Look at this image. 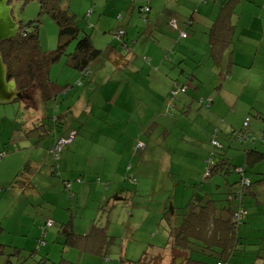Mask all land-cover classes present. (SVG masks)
Segmentation results:
<instances>
[{
    "label": "rangeland",
    "instance_id": "374dc122",
    "mask_svg": "<svg viewBox=\"0 0 264 264\" xmlns=\"http://www.w3.org/2000/svg\"><path fill=\"white\" fill-rule=\"evenodd\" d=\"M114 1L58 0L60 5L58 7H67L72 15L71 22L75 21L77 26L90 33L92 46L103 51V54L89 65V69L100 80L104 79V82L113 79L114 75L121 73L125 75L127 73L124 65H120L121 68L117 69L114 63L112 64L106 57L108 49H111V47L115 48L117 46L118 52L123 57L128 54L125 48L127 45L131 50V54L135 55L131 57L130 62L135 65L133 69L136 70L139 69L145 54L151 52V50L144 51L139 49L142 44V40L139 39L142 35H146V25L150 21L146 22L143 15L137 12V9L134 11L133 16L129 17V10L120 11L118 8L115 9ZM194 4L193 7L190 6V9L187 10L188 5L183 3L181 6L178 5L177 10L180 28L186 30L188 35L191 34V26L185 24L186 20L191 18V12L197 10V7H203V4ZM40 6L41 3L38 0H22L14 9V17L17 21H20L21 25H27L31 21L40 19L38 23L40 48L44 52H52L56 50L59 44L58 25L48 13H40ZM210 6L211 2L208 4V7ZM120 12L123 16L122 19H119ZM196 14L198 16L195 24L202 23L204 18L200 17L202 16L201 10ZM167 23L166 20L162 22L160 18L154 23L158 24L160 30H164L158 33L159 36H170L171 29L169 28L171 26L169 25V27ZM29 26L31 27L32 25ZM120 28H128V32L126 37L122 36L121 41L116 44L117 42H113L115 38L114 32ZM117 40L119 41V39ZM135 42H137L136 46ZM76 43V40H74L69 46L68 52L75 50ZM145 58H147L146 64L150 65L149 57L145 56ZM66 60L67 57L62 56L58 62L51 64L49 70V79L52 82L62 86L67 85V83L71 84V89L66 93L64 92L63 98H58L56 101L42 102L40 101L38 90L31 88L27 90L26 93L28 94L21 99L0 103V113L6 110L14 115V117H10V120L13 122L17 121L15 130L23 131L24 127H28L29 133L31 132L35 135V139L30 138V141L19 136L16 137L17 140L10 142L7 134H4L5 139L2 138V140L4 139V144L1 153H5L4 160H15L10 162L12 165L9 166L4 164V160L0 161V173L6 175L2 192L9 184L14 189H8L7 191L8 203L3 201L0 203V264H40L42 261L43 264L60 261H63V264H66L65 261L74 264H127L130 261H138L145 251L149 255L153 252V249L158 248L160 249L159 253H167L171 249L166 242V236L169 234L167 232L172 229L169 218L172 221H175L178 217L181 219L178 215L182 211L180 208L189 206L188 203L194 197L203 199L205 194H208L207 198L212 197L218 200L217 204L225 203L227 199L226 193L230 190L233 191V187L236 185L234 183L238 181L239 177L234 171L220 175L213 173L211 177L204 179L209 165L207 159H209L212 151L215 154L214 158H218L217 152H215L217 148L211 145L213 138L223 145L220 152L225 154L231 165L245 168L246 175L253 184L250 189L252 195L244 196L243 201L247 214L238 234L240 245L237 248L240 255L250 254L252 251H255V253L239 259L238 256L236 257L239 253L236 252V255L234 254L230 257L229 263L264 264V148L262 150L259 149V145L264 146V141L247 142L248 146L246 143H241L232 137L226 139L224 132L222 135L219 133L214 134L215 130L222 129L216 127L213 123L210 125L206 121L212 118L216 119L212 114L208 115L206 112L205 109L209 108L206 106L202 109L198 105V100L193 99V97L192 107L191 104L183 103V99L191 101L189 93H180L173 98L175 106L179 101H182L181 103L186 104L187 111L191 113V129H189L191 131L185 133L184 135L186 136L183 137L177 135L176 130L173 131L174 136L181 137L179 147L182 152L180 156H174L173 169L168 171L166 176L162 178L160 175L169 167V164L163 168L162 157L157 161L159 147L149 148L147 149V165L145 164L146 167L138 173L142 175V180L138 178L135 183V185L139 184L137 187L138 192L136 193L139 196L137 199H127L124 204L121 203L116 207L117 201L113 200L116 196L107 199V196H103L104 193L95 194V191L99 190L96 186L107 187H105V181H100L94 177L88 180L87 183L91 184V187L86 189L88 194L84 196L85 202H91L92 205L82 204L80 201L82 205L78 206L77 198H71V192L75 195L79 194L76 184L73 185L71 190L65 188L64 185L67 181H65V169L62 166L64 162L62 161V155L67 147L65 145L69 143L65 144L61 149L59 159H54L51 152L54 143L60 137L67 136L61 134H69L72 130H78L80 120L84 117L83 114V117L79 118L78 115L67 111L68 108L66 109L67 106L74 104L73 100L76 97L77 90L75 83L72 84L74 82L72 76L75 70L67 66ZM181 63L183 64L180 69L185 70L183 66H189L191 59ZM152 67L156 69L155 64ZM127 69L130 70L129 67ZM194 70L191 67L189 72ZM78 77L80 78L79 74ZM86 79L87 77H82L81 81L84 82ZM94 87H96L94 96L102 94L106 97L108 95L107 86L101 87V85H98ZM263 93H260V97H262ZM245 95L249 96L244 93L241 101ZM250 99L248 105L250 108L252 106L251 102L252 104L256 102L262 106V109L264 108V100L256 101V98H254L253 102ZM208 100L206 99L205 101L206 105L209 102ZM25 104L26 106H24ZM242 106L243 104L237 101L233 112H229L232 113L231 119L234 120L231 126L237 131L243 128L241 126L242 122L240 126L235 125L237 124L236 120L241 121ZM244 106L247 107V105ZM196 109L200 110L199 116H196ZM32 114L38 116L37 123H30L29 126L27 122L22 123V121H19L20 118L23 120L26 115ZM47 115H49L48 118H46ZM57 117L60 118L57 119ZM248 117L249 126L253 128L254 134L257 132H259L257 134L264 133V126L259 130L256 118L251 115H248ZM65 126H67V129ZM174 129L176 128L174 127ZM209 131H213L212 135ZM42 142H45L46 145H42ZM33 143L37 147L32 149H37L39 146L41 150L47 149V144L49 146L52 145L49 163L34 160V157L37 158L38 155L37 150L32 154L33 159L29 156L31 149L29 145ZM156 144L161 146L160 143ZM7 146H10V148L7 149ZM249 147L258 153H262V157L257 156L258 154L254 152L248 155L245 154V150ZM27 162L31 166L29 167L30 181L33 186L27 187L25 184L23 189L18 186H11L13 178ZM132 172L127 170L125 175L133 174ZM177 178H186V186H191V188L186 187L185 189L175 190L174 185L177 184ZM178 181L183 182L182 179H178ZM120 182L122 189L119 191L123 194H129L137 190L134 185H128L126 181L124 185L122 180ZM49 200L51 201L49 202ZM175 201L178 202L180 207L175 206ZM100 202L102 206H100ZM229 203L231 208L236 206L234 202ZM93 204L95 206L94 209H92ZM131 205L136 210L140 206L142 210H138L134 215L130 214L131 216H127V218L122 217L124 215L122 207H126L127 211H129ZM94 210L95 213H93ZM164 213L167 215L165 216ZM120 216L121 218H119ZM49 218L54 219V224L51 225L52 227H48L46 229L47 234L42 236L39 225L48 221ZM93 222L96 223V227L91 226ZM99 226L105 227V233L115 238L110 239L111 242L100 243L102 237L99 236V230L97 229ZM23 234H28V236L26 237ZM41 236L42 241L40 242ZM189 241L191 244V239ZM244 250L247 251L241 253ZM182 256L183 254L178 253L177 257ZM185 256H187V252ZM45 257L48 258V261L45 260ZM205 260L207 261L206 258ZM240 260L243 262L241 263ZM180 261L174 263L171 255L166 257L163 262L161 258L154 257L144 259L141 264H161V262L162 264H179Z\"/></svg>",
    "mask_w": 264,
    "mask_h": 264
},
{
    "label": "crops",
    "instance_id": "0c3cea01",
    "mask_svg": "<svg viewBox=\"0 0 264 264\" xmlns=\"http://www.w3.org/2000/svg\"><path fill=\"white\" fill-rule=\"evenodd\" d=\"M209 2H211L210 7H208ZM183 3L188 5L187 10L190 9V6L193 7L194 3L203 4V7H197V10L192 11L191 18L186 20L185 24L191 26L190 35L186 30L180 28L177 19L178 5L181 6ZM225 3L229 5L223 8ZM113 5L115 9L118 8L120 11L129 10V17L133 16L134 11L137 9L138 13H141L147 21H150L146 25V35H142L139 39L142 40L139 49L151 50L150 53L145 54L149 57L150 65L146 64L147 58L144 56L139 69H133L135 65L130 62V59L135 55L131 54L130 48L126 45L127 55L122 57L116 46L108 49L107 57L112 64L117 60V62H114L117 69L121 68L120 65H124L125 67H123L127 70L125 75L124 73L114 75L113 79L104 82V79L100 80L90 70L87 72L89 74L86 76L87 79L82 82L81 77H78V71L75 70L72 76L74 78L72 84L75 83L77 87L76 97L73 100L74 104L72 102L73 105L67 106L66 109L68 108L67 111L78 115L79 118H82L83 114L84 117L80 120L78 130H72L74 131L72 141L65 145L67 147L62 155V161H64L62 166L65 169V179L71 180L72 187L76 184L78 188L79 194L74 196L78 200V206L83 203L92 205L91 202H85L84 196L88 194L86 189L91 187V184L87 183L88 180L94 177L100 181H105V187H107L96 186L99 190L95 191V194L107 193L106 190L112 191L114 189V192L112 191L107 199L116 196L113 199L117 201L116 207L121 203L124 204L126 201H123L127 196L128 199H137L139 196L136 193L139 184L135 185L136 192H130L128 195L117 189L120 187L121 180L122 182H129L124 177L128 165L131 166L130 171H133L136 178L142 180V175L138 173L147 165V149L149 148L159 147L157 161L162 157L163 168L169 164V167L160 175L164 178L166 173L173 169L174 156H180L182 153L179 147L181 137L174 136L173 131L176 130L177 135L182 137L186 136L185 133L191 131L189 130L191 129V113L187 111L186 104H191L192 107L193 99L198 100V105L202 109L206 106L209 108L205 109L206 112L208 115L212 114L216 119L205 120L210 125L213 123L216 127L224 130L218 129L216 134L222 135L224 132L226 139H228L226 133H230L235 129L231 126L234 120L231 119L232 113L229 112H233L237 101L241 102L243 106L240 113L241 121L236 120V126H240L241 122L243 125L244 120L249 118L248 115L256 118L259 130L264 126V108L262 109V106L256 102L253 104L251 102V108L248 106L250 98V101L253 102L254 98H256V101L264 100V93L260 97V93L264 92V0H115ZM145 7L149 11L144 12V14L141 8ZM199 10L202 13V16H199L204 20L202 23L195 24L198 16L196 13ZM221 12L223 19L219 21L217 18H219ZM122 18L120 12L119 19ZM159 18L162 19V22L166 20L168 26H171H169V29H171L170 36L158 35L160 31H164L160 30L158 24H154ZM120 29L121 34L114 32L113 42H117L116 44L121 41L122 36L125 38L128 32V28ZM182 33L186 34L184 38L181 36ZM137 42H135V46ZM99 57L98 55L96 60ZM187 59H191L190 65H184L185 70H181L180 67L183 64L181 62H185ZM153 64H155L156 69L152 67ZM128 67L130 70L127 69ZM191 67L195 69L193 72H189ZM189 73L190 75H188ZM175 83L186 85L184 93L190 94L192 103L182 98L183 103L186 104L179 101L169 111L168 98ZM67 85L69 86L65 90L66 92L71 89V84L67 83ZM98 85H101V87L107 86L108 95L106 97L102 94L94 96L96 91L94 86ZM244 93L248 94L250 98L245 95L241 101ZM206 99H209L207 105L205 104ZM244 105H247L248 108ZM198 109H196V116L200 115ZM10 117H14V115L9 111L5 110L0 113V161L5 158V153H1L3 140L5 139L4 134H7L10 142H14L17 140L16 137L19 136L29 141L30 138L35 139L34 133H29L28 127H24L23 131L15 130L17 121H11ZM37 119L38 116L32 114L26 115L23 120L20 118L19 121H22V123L27 122V125L30 126V123H37ZM193 121L195 122V120ZM247 126L248 131L254 133L249 123ZM65 128L67 129V126ZM212 132L209 131L211 135ZM257 133L254 135L264 136V133ZM61 135H67V133ZM2 138L4 139L2 140ZM138 141L142 142V148L136 149ZM260 141H264V137ZM156 143H160L161 146ZM41 144L46 145L45 142ZM246 144L248 145V143ZM29 146H31L29 155L31 158L37 150L38 155L37 158L34 157V160L49 163L52 145L47 144V149L43 150L39 149V146L37 149H32L37 147L35 143ZM9 148L10 146H7V149ZM263 148V145H259V149L262 150ZM13 160L15 159L4 160L3 162L9 166L12 165L10 162ZM178 179H182L183 182L178 181ZM176 180L175 190L185 189L186 187L191 188V186H186V178H177ZM5 181L6 175L0 173V203L1 201L8 203L7 191L8 189L14 190L9 184L2 192ZM44 202L46 203V201ZM175 203V206L178 207V202L175 201ZM94 207L93 204L92 209ZM130 208L127 211L126 207H122L124 212L122 217L127 218V216L137 213L138 210H142L140 206L137 210L134 209L133 205ZM95 210L93 213H95ZM49 219L39 225L40 231L44 229L45 235L47 234L46 229L54 224V219ZM180 221L181 219L178 217L173 221V224L178 225ZM23 235L28 236V234ZM42 236H44V233ZM42 236L39 239L40 242ZM239 245L237 244V246ZM168 246L171 249L167 253H159L160 249L156 248L152 250L151 254L146 255V259L159 257L163 262L166 257L172 255L174 263L181 260L179 264H182L185 259L182 249L174 248L171 244H168ZM246 251H241V253ZM145 252L147 253V251ZM178 253L183 254V256L177 257ZM253 253L255 251L250 252V254L240 255L239 253L235 255L240 259ZM256 254L258 253L256 252ZM228 264L230 263L228 262Z\"/></svg>",
    "mask_w": 264,
    "mask_h": 264
},
{
    "label": "trees",
    "instance_id": "16d2710c",
    "mask_svg": "<svg viewBox=\"0 0 264 264\" xmlns=\"http://www.w3.org/2000/svg\"><path fill=\"white\" fill-rule=\"evenodd\" d=\"M39 2L41 3L40 13H48L58 25L59 44L56 50L52 52H44L41 50L38 42V23L40 22V19H37L28 23L26 30L21 31L14 42L3 43L1 46V55L7 67L8 78L14 79L16 81L18 90L27 91L31 88H36L40 94V101H56L58 98H63L65 94L64 92H66L65 90L69 85L62 86L52 82L49 79V70L51 64L58 62L62 56H66L67 66L78 71L79 76L82 78L89 75L87 74V72L90 71L89 65L93 60H96L98 55H102L103 52L92 46V40L89 32H86L84 29L77 26L75 21L71 22L72 15L69 13L67 7L59 8L58 6L60 5L58 0H40ZM228 5V3H225L223 8H226ZM143 9L144 8H141L144 13ZM220 19H223L222 12L217 20L221 21ZM29 25L32 26L30 27ZM119 31H121V29L115 31V33ZM74 40L77 42L75 45V50L68 52V48ZM106 57H108V54ZM114 62H117V60ZM173 91L176 93L173 94ZM185 91L186 85L175 83V86L170 90L168 98L169 111L172 110V106V108H174L173 98L179 92L184 93ZM48 117L49 115L46 116V118ZM58 118L60 117H57V119ZM247 130L248 126L246 128H241L240 131L233 129L226 136L228 139L229 137H232L241 143L256 142L257 140H261L264 137L263 135L256 136L254 133H251ZM73 132L74 131L67 134L66 137L71 135ZM216 132L217 131L215 130L214 134H216ZM238 135H241L240 139L237 138ZM212 140L211 145L214 148H217V150L215 149V152H217L218 158H214L215 154L214 151H212L209 159H207L209 164L207 171H209V175H205L204 179L211 177L213 173L220 175L224 173L228 174L231 171L236 172L239 178L238 181L234 183V185L236 184L233 187L234 190H230L226 193L227 199L225 200V203L217 204L218 200H215L212 197L207 198L208 194H205L203 199L194 197L189 202V206L180 208V210H182L178 214L181 217L180 224H173V221L171 218H169L172 229L169 230L166 241L167 244H171L174 248H182V251L185 254L187 252V256H185L182 264H228L230 257L238 251L237 244H240L238 234L243 224V220L247 214V209L243 201L244 196L252 195L250 189L253 184L251 179L246 175V171L244 170L245 168L241 167L242 171H237L236 169H238L239 166L231 165L225 154L220 152L223 145L214 139L218 142V145H215L212 143ZM139 144H142V142H137L136 149L142 147L138 146ZM251 152L258 154L257 156L263 155L262 153H258L250 147L245 150V154L247 155ZM52 154L55 159L54 152H52ZM29 167L31 166L27 162L13 178L11 186H18L21 189H23L25 184L27 187L33 186L32 182L30 181ZM130 168L131 166L128 165L127 169L130 170ZM124 177L129 181L126 183L135 186L137 178L134 174H130L128 176L126 175ZM245 179L248 180V183L245 182ZM65 181H67L64 184L65 188H69V190H71L72 181L67 179H65ZM122 184L124 185L125 182H122ZM120 185L121 182L119 186ZM229 185L231 186V184ZM121 188L122 187L120 186L117 190H120ZM126 190L128 189L126 188ZM112 191L108 190L106 191L107 193L104 192L103 196L109 197L110 194H112ZM71 195V198L75 196L73 192H71ZM127 199L128 196L123 202H125ZM101 202L100 206H102ZM229 202H234L236 206L231 208ZM166 215L167 214H165V216ZM91 226L96 227L97 225L93 222ZM104 228L105 227L102 226L97 228L99 230V236L102 237L100 243L111 242L110 239L112 240L115 237L106 234V229ZM41 232L42 235L43 233L45 235L44 229H41ZM190 239L191 244L189 241ZM143 254L145 255H143L138 261H130V263L127 264H141L144 259H146L148 252H144ZM204 257L207 259V261ZM45 260L48 261V258L45 257ZM62 262L63 261L52 262L50 264H63ZM65 262L66 264H74L68 261ZM40 264H43V261Z\"/></svg>",
    "mask_w": 264,
    "mask_h": 264
},
{
    "label": "water",
    "instance_id": "95a60500",
    "mask_svg": "<svg viewBox=\"0 0 264 264\" xmlns=\"http://www.w3.org/2000/svg\"><path fill=\"white\" fill-rule=\"evenodd\" d=\"M9 1L0 0V103L21 99L24 92L18 90L14 79L8 78L7 67L1 55L2 44L14 42L18 34L27 27V25L20 26V21L14 19V15H12L13 7L9 4Z\"/></svg>",
    "mask_w": 264,
    "mask_h": 264
},
{
    "label": "built area",
    "instance_id": "2783aa9c",
    "mask_svg": "<svg viewBox=\"0 0 264 264\" xmlns=\"http://www.w3.org/2000/svg\"><path fill=\"white\" fill-rule=\"evenodd\" d=\"M143 10H144V12H147V11H148V8L145 7ZM172 25H174V24H172ZM118 33L121 34L122 31H119ZM182 37H185V34H184V33L182 34ZM175 93H176V92L173 91V94H175ZM248 121H249V118H246V119L244 120V122H243V127H244V128L247 127V125H248ZM235 135H236V134H235ZM72 138H73V133H72L71 135H69L68 137H61V138H59V139L55 142V144H54V146H53V148H52V152H54V154H55V158H56V159L59 158V152L61 151V149L63 148V146H64L65 144H67V143H70V142L72 141ZM237 138L240 139V138H241V135H238ZM212 143L215 144V145H218V142H217L216 140H214V139L212 140ZM138 146L141 147L142 144H139ZM237 171H239V172L242 171V168H241V167H238ZM205 175H209V171H207ZM245 182L248 183V180L245 179ZM219 264H221V263H219Z\"/></svg>",
    "mask_w": 264,
    "mask_h": 264
},
{
    "label": "flooded vegetation",
    "instance_id": "af4514ba",
    "mask_svg": "<svg viewBox=\"0 0 264 264\" xmlns=\"http://www.w3.org/2000/svg\"><path fill=\"white\" fill-rule=\"evenodd\" d=\"M20 1H22V0H10L9 1V4H11L12 5V7H13V11H12V15H14V9L16 8V5H18L19 3H20ZM14 17V16H13ZM14 19H15V17H14ZM16 20V19H15ZM20 26H23V25H21L20 24ZM26 29H24V31H25ZM23 92V91H22ZM27 91H24L23 92V96H26L28 93H26Z\"/></svg>",
    "mask_w": 264,
    "mask_h": 264
}]
</instances>
